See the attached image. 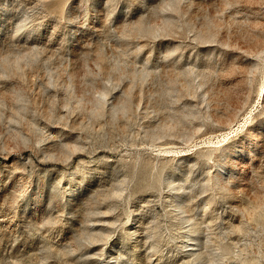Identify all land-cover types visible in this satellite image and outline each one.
Masks as SVG:
<instances>
[{
    "label": "rangeland",
    "instance_id": "1",
    "mask_svg": "<svg viewBox=\"0 0 264 264\" xmlns=\"http://www.w3.org/2000/svg\"><path fill=\"white\" fill-rule=\"evenodd\" d=\"M0 264H264V0H0Z\"/></svg>",
    "mask_w": 264,
    "mask_h": 264
}]
</instances>
